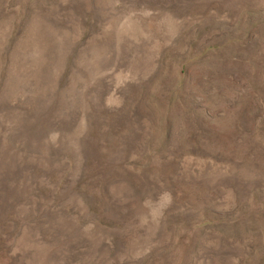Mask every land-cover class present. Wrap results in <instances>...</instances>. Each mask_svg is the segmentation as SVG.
<instances>
[{
  "label": "rangeland",
  "instance_id": "obj_1",
  "mask_svg": "<svg viewBox=\"0 0 264 264\" xmlns=\"http://www.w3.org/2000/svg\"><path fill=\"white\" fill-rule=\"evenodd\" d=\"M0 264H264V0H0Z\"/></svg>",
  "mask_w": 264,
  "mask_h": 264
}]
</instances>
